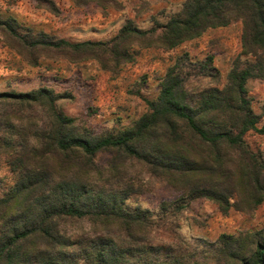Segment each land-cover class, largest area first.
Instances as JSON below:
<instances>
[{"label":"trees","instance_id":"16d2710c","mask_svg":"<svg viewBox=\"0 0 264 264\" xmlns=\"http://www.w3.org/2000/svg\"><path fill=\"white\" fill-rule=\"evenodd\" d=\"M72 2L103 10L118 5L116 0ZM39 4L59 14L54 1ZM235 22L242 23L241 58L247 61L234 63L223 89L203 90L192 104L177 62L162 77L156 100L147 101L148 112L116 134L82 133L77 119L59 111L64 97L51 89L0 93V151L17 178L0 198V264H65L62 250L68 241L59 230L64 219H89L103 231L117 227L138 245L147 238L153 228L149 212L128 210L130 194L110 188L112 176L104 179L95 162L100 153L113 156L111 173L133 161L179 192L178 202L161 204L165 214L180 213L197 200L212 202L224 216L231 211L249 215L261 206L264 158L245 137L250 132L264 136V108L256 115L247 91L250 80H264V0H186L180 13L159 28L145 31L128 20L106 42H71L45 32L23 35L17 19L0 16V33L31 64L47 55L93 60L103 70L131 62L133 47L171 51ZM212 62L209 58L203 68ZM34 111L42 116L26 114ZM98 247L90 253V264H134L139 257L144 260L138 264H185L162 257L160 248L128 249L123 239ZM212 250L214 264H264V230L223 234Z\"/></svg>","mask_w":264,"mask_h":264},{"label":"rangeland","instance_id":"374dc122","mask_svg":"<svg viewBox=\"0 0 264 264\" xmlns=\"http://www.w3.org/2000/svg\"><path fill=\"white\" fill-rule=\"evenodd\" d=\"M54 1L62 10L57 15L40 8L39 0H0V16L17 19L23 35L30 31L45 32L56 39L71 42H106L115 37L128 20L145 31L159 28L180 13L186 0H116L118 5L115 8L90 12L77 9L71 0ZM241 37L242 23L235 22L226 28L208 30L200 38L171 51L133 47L131 62L103 70L93 60L73 62L47 55L33 65L0 33V93L51 89L64 97L57 103L59 111L77 119L82 133L93 137L116 134L132 127L148 112L147 101L156 100L162 77L177 62L192 104L203 90L223 89L234 63L247 61V58H241ZM209 58L213 62L204 69L203 63ZM247 91L254 113L262 115L264 80H250ZM2 111L0 107V114ZM26 114L42 116L37 111ZM245 140L264 158V136L250 132ZM112 158L110 153H100L95 159L104 179L112 176L110 188L127 190L130 194L126 201L128 210L148 211L153 228L138 245L127 239L117 227L103 231L89 219H64L60 221L59 230L68 241L62 250L65 264H90V253L99 249L98 245L109 240L120 242L121 239L128 249L142 245L155 247L162 249V257L178 258L185 264H214L212 246L221 235L237 236L264 230V203L249 215L231 211L224 216L212 202L197 200L180 213L171 210L165 214L161 212V204L178 202L179 192L133 161L121 162L119 171L111 173ZM16 180L6 155L0 151V198L13 189ZM152 256L154 259L157 255ZM142 260L144 258L139 257L133 263Z\"/></svg>","mask_w":264,"mask_h":264},{"label":"crops","instance_id":"0c3cea01","mask_svg":"<svg viewBox=\"0 0 264 264\" xmlns=\"http://www.w3.org/2000/svg\"><path fill=\"white\" fill-rule=\"evenodd\" d=\"M54 1V0H53ZM72 1V0H71ZM55 2V1H54ZM55 4H56V6L58 7V9L60 10V11H62L61 10V7H60V5L57 3V2H55ZM72 4H73V2H72ZM74 5V4H73ZM74 7H76L75 5H74ZM77 9H82V10H85L86 9V12H90V10H95V9H101V8H99L98 6H96V5H94V4H90V5H88V6H86V7H83V8H78V7H76ZM53 15V14H52Z\"/></svg>","mask_w":264,"mask_h":264}]
</instances>
